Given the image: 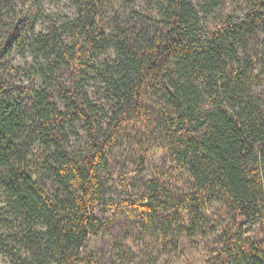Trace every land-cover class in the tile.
Segmentation results:
<instances>
[{
    "label": "clouds",
    "instance_id": "9594fccd",
    "mask_svg": "<svg viewBox=\"0 0 264 264\" xmlns=\"http://www.w3.org/2000/svg\"><path fill=\"white\" fill-rule=\"evenodd\" d=\"M0 264H264V0H0Z\"/></svg>",
    "mask_w": 264,
    "mask_h": 264
}]
</instances>
